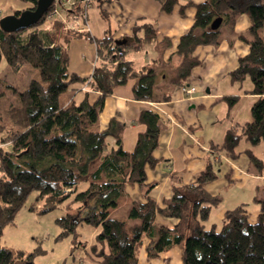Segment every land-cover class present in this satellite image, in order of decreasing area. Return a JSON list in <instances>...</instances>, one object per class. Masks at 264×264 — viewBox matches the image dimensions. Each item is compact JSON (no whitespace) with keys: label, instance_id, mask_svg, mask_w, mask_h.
<instances>
[{"label":"trees","instance_id":"trees-1","mask_svg":"<svg viewBox=\"0 0 264 264\" xmlns=\"http://www.w3.org/2000/svg\"><path fill=\"white\" fill-rule=\"evenodd\" d=\"M22 1L35 8L38 0ZM178 3L180 0H164L162 9L171 13ZM190 6L196 8L195 20L180 38L178 53L183 58L172 70L171 81L178 85H185L193 68L201 63L193 54L198 45L219 44L221 26L233 27L239 13L247 14L251 21V38L239 35L248 43L249 52L239 58L229 75L235 83L251 80L250 93L258 96L251 107L252 120L240 130L230 129L224 142L215 146L218 154L236 159L242 140L253 146L264 142V0H187L180 11L184 13ZM48 11L28 28L6 31L0 26V63L5 61L16 72L23 67L38 68L42 75V80L32 78L24 89L0 77V98L8 89L19 95L18 105L10 110L15 130L0 135V264H35V252L26 253L1 242L4 227L14 223L33 193L30 209L39 208L41 213L79 203L75 209L80 215L68 213L58 219L64 228L61 235L74 233L84 222L100 228L89 248L101 264H139L144 247L149 258H157L175 245L183 246V264H264V196L255 197L259 207L256 222L249 220L248 203H241L227 211L220 225L206 224L220 202L206 185L218 178L221 158L210 160L193 183L174 186L171 197L159 203L150 196L154 184L147 183V168L158 163L154 151L159 145L160 114L151 107L140 110L138 122L146 129L139 133L131 152L123 147L122 122L113 118L105 129L96 128L106 96L130 79H136L137 99H154L155 67L147 64L138 68L127 58L130 50L140 49L157 37L154 25H138L124 39L109 33L95 37L67 30L60 19L46 27ZM218 18L221 25L215 29L212 22ZM142 28L144 35L140 36L136 30ZM75 36L96 44L98 60L89 77L69 71L68 42ZM76 81L86 87L74 88L81 91L80 98L64 104L62 93ZM91 90L100 93L93 103L89 100ZM226 98L237 101V96ZM245 152L251 161L263 165L252 150ZM127 185L148 186L146 200L132 202L127 217L111 216L110 210L117 207ZM85 209L88 214L84 216L80 212ZM158 215L173 220V224L157 223Z\"/></svg>","mask_w":264,"mask_h":264},{"label":"crops","instance_id":"crops-1","mask_svg":"<svg viewBox=\"0 0 264 264\" xmlns=\"http://www.w3.org/2000/svg\"><path fill=\"white\" fill-rule=\"evenodd\" d=\"M162 1L164 0L84 1L81 2L79 11L86 12L89 30L83 29L86 21H82V28H68L70 16H67L68 23L63 22L67 30L87 32L95 37L109 33L124 39L145 22L152 23L157 32L155 39L144 42L140 49H132L127 53V58L138 68L147 64L155 67L157 75L154 99H137L134 94L136 79L132 78L106 96L96 128L105 129L113 118L122 122L123 147L131 152L139 133L146 129V125L138 122L140 110L143 107L155 109L161 116V132L159 145L154 151L158 163L147 168V183L154 184L150 196L161 203L164 198L171 197L174 186L193 183L210 160L221 158L218 178L206 185L209 193L220 198L208 220L214 215L218 221H210L209 226L214 223L220 225L227 211L241 203H248L249 220L256 222L259 207L255 197L264 196V174L262 171L258 173L250 170V158L245 150L250 149L260 157L256 152L259 147L260 154L264 152L263 142L253 146L242 140L236 150L240 154L236 159L229 158L222 152L218 154L219 149L215 147L224 142L230 129L240 130L243 124L252 120L251 107L258 96L250 93L253 88L251 80L247 78L241 83H235L229 75L237 68L239 58L249 52L248 43L240 39L239 35L251 38L250 18L245 13H239L233 27L225 24L223 29L224 24L221 26L219 44H202L195 48L193 54L201 63L193 68L185 80V85L195 88L192 94L187 95L183 92L182 85L174 84L171 78L173 68L183 58L178 53L180 38L193 25L196 8L190 6L182 13L181 4L187 0H180L174 10L167 13L162 9ZM192 1L200 3L204 0ZM32 7V3L22 0H0V18ZM136 31L140 36L144 35L143 28ZM68 54L71 73L80 77L91 76L98 60L97 47L92 40L81 36L72 37L68 42ZM70 87L72 96L66 97L64 104L71 99H79L81 91L73 89H84L86 85L76 81ZM99 95V92L91 90L89 100L93 103ZM165 96L169 98L166 99ZM228 96H237V101H229L226 98ZM147 187L127 185L125 195L119 199L117 207L110 210L111 216L122 207L131 208L134 201H145ZM247 187L248 198L242 199L235 195V189ZM248 200L254 202L253 207ZM156 222L171 225L174 221L158 215ZM148 241L147 239L146 244ZM182 256V245L173 246L157 258H149L144 247L139 255V264H183Z\"/></svg>","mask_w":264,"mask_h":264},{"label":"rangeland","instance_id":"rangeland-1","mask_svg":"<svg viewBox=\"0 0 264 264\" xmlns=\"http://www.w3.org/2000/svg\"><path fill=\"white\" fill-rule=\"evenodd\" d=\"M1 19V18H0ZM223 25V29L225 28ZM261 35L264 38V27L261 29ZM0 77L8 83L16 85L20 89H24L31 78L42 80L41 72L38 68L23 67L19 71H13L9 68L5 61L0 63ZM72 96L71 87L62 93V102L65 98ZM19 95L8 89L6 94L0 98V135L6 136L10 130H15V124L10 117V110L13 105H18ZM264 144V142H263ZM261 147L256 152L262 159V166H258L256 162L250 160V170H255L258 173L262 171L264 174V152L260 154ZM264 187H262V190ZM235 195L240 198H248V187L244 189H235ZM33 193L27 200L26 204L17 213L14 223L6 225L3 229L2 244L15 247L23 250L26 253L35 252L33 260L35 264H101L100 258L93 255L89 246L96 241V226L89 223H81L76 228V231L61 235L63 226L60 225L58 219L71 213L73 216L78 215L76 208L79 203H76L70 208L66 204H62L57 208L41 213L39 208L30 209V205L35 200ZM262 195V194H259ZM250 201V206L253 207L254 202ZM40 202L37 203V206ZM89 208V207H88ZM90 209V208H89ZM130 207H122L119 212L114 213V216L127 217ZM84 216L88 214L87 209L80 212ZM80 215V214H79ZM213 215L210 221H216ZM210 221L207 225H210ZM218 221V220H217ZM78 244V247L74 248Z\"/></svg>","mask_w":264,"mask_h":264},{"label":"built area","instance_id":"built-area-1","mask_svg":"<svg viewBox=\"0 0 264 264\" xmlns=\"http://www.w3.org/2000/svg\"><path fill=\"white\" fill-rule=\"evenodd\" d=\"M90 2L91 0H54L51 9L47 13V23L54 19H60L62 22L68 23L67 16L71 17L68 23V28H82V21H86V27L83 29L89 30L87 15L85 11H78L81 2ZM182 90L185 94L190 95L195 91L194 87L182 85Z\"/></svg>","mask_w":264,"mask_h":264},{"label":"water","instance_id":"water-1","mask_svg":"<svg viewBox=\"0 0 264 264\" xmlns=\"http://www.w3.org/2000/svg\"><path fill=\"white\" fill-rule=\"evenodd\" d=\"M54 0H38L35 8L23 10L19 15L10 14L0 19V26L6 31H17L36 24L48 11ZM221 25V19H215L212 27L217 29Z\"/></svg>","mask_w":264,"mask_h":264}]
</instances>
